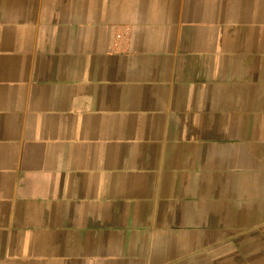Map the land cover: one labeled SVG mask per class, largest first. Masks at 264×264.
Segmentation results:
<instances>
[{
    "label": "crops",
    "instance_id": "1",
    "mask_svg": "<svg viewBox=\"0 0 264 264\" xmlns=\"http://www.w3.org/2000/svg\"><path fill=\"white\" fill-rule=\"evenodd\" d=\"M0 264H264V0H0Z\"/></svg>",
    "mask_w": 264,
    "mask_h": 264
}]
</instances>
